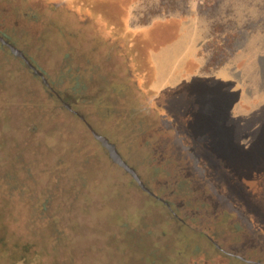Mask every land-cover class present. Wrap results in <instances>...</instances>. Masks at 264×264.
<instances>
[{"label":"rangeland","instance_id":"1","mask_svg":"<svg viewBox=\"0 0 264 264\" xmlns=\"http://www.w3.org/2000/svg\"><path fill=\"white\" fill-rule=\"evenodd\" d=\"M0 35L51 86L0 42V264H264V0H0Z\"/></svg>","mask_w":264,"mask_h":264},{"label":"water","instance_id":"2","mask_svg":"<svg viewBox=\"0 0 264 264\" xmlns=\"http://www.w3.org/2000/svg\"><path fill=\"white\" fill-rule=\"evenodd\" d=\"M0 42L6 46L9 47L10 51L22 58L24 60V62L26 63V65L31 68L34 72V74L36 75H40L42 77V81L43 83H45L47 86L51 87L48 80L46 79V77L44 76V74L39 71L36 66L30 61V59L25 55V53L17 48L13 43H11L10 41H8L7 39H5L2 35H0ZM60 97V96H59ZM61 98V97H60ZM62 102L65 104L66 107H68L69 109H71L74 113H76L77 115H79V117H81L86 125L88 126V128L90 129V131L92 132V134L94 135V137L99 140L101 142V144L103 145V147H105L108 152H109V156L111 157V159L118 165H120L121 167H123L128 173H130L133 178L137 181V183L139 184V186L146 192H148L149 194L157 197L158 199H161L160 197H158L156 194H154L146 185L145 183L141 180L140 175L136 172V170L130 166L126 160L122 157V155L120 154V152L118 151L116 145L114 143H112L108 137L98 133L93 127L92 125L86 120V118L84 117V115L80 114L78 111L72 109L71 105L66 103L62 98H61ZM165 203H167L165 201Z\"/></svg>","mask_w":264,"mask_h":264},{"label":"trees","instance_id":"3","mask_svg":"<svg viewBox=\"0 0 264 264\" xmlns=\"http://www.w3.org/2000/svg\"><path fill=\"white\" fill-rule=\"evenodd\" d=\"M23 64H24L25 69L28 68L26 63H23ZM12 191H13V187H9L8 193L7 192L4 193L2 186H0V211H2V215H0V238L3 237V234H4V233L1 234L2 230H5V232H7L6 233L7 235L11 233V235L13 236L14 233H15V232H12V231H8L9 227L11 226V222H9V220L15 219V217H14L15 216V212L11 208L14 206V204H16V202H18L17 200H14L15 198L13 199L12 196L10 195V194H12ZM9 197H11V198H9ZM130 236H131L130 241L134 240V236L133 235H130ZM17 238H21L24 241L26 240L24 234L22 235V233H20V235H17ZM128 244H129V242L124 244L123 245L124 248L120 249V250L122 252H124V253L127 252L128 249H129V245Z\"/></svg>","mask_w":264,"mask_h":264}]
</instances>
